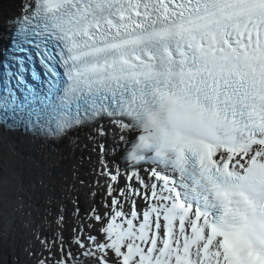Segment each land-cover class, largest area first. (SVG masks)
I'll use <instances>...</instances> for the list:
<instances>
[{
	"label": "bare ground",
	"instance_id": "bare-ground-1",
	"mask_svg": "<svg viewBox=\"0 0 264 264\" xmlns=\"http://www.w3.org/2000/svg\"><path fill=\"white\" fill-rule=\"evenodd\" d=\"M32 2L0 0V32L10 16ZM117 130L123 138L130 135L125 125L117 126ZM102 140L101 134L95 132L75 136L63 144H49L0 131V214L9 212L2 218L0 215V264H80L76 250L84 238L87 240V229L128 236L127 227L137 205L145 220L157 216L161 222L165 217L168 233L183 242L176 221L181 219L185 226L186 217L164 193L166 179L159 176L143 181L141 174L129 172L118 179L119 183L110 184L115 180L113 175L119 173L118 164L114 149H104ZM62 164L67 166L66 171L57 177L52 171ZM39 183L45 185L42 192L32 187ZM43 219H57L60 224L63 219L69 220L70 233L68 237L66 233L60 236L63 231L46 225L36 234L42 246L36 242L32 252L27 249L31 244L27 240L34 236L27 237V230L34 220L37 224L33 228L38 229ZM170 245L166 241L161 252L151 255L132 242L119 264L164 263Z\"/></svg>",
	"mask_w": 264,
	"mask_h": 264
},
{
	"label": "rangeland",
	"instance_id": "rangeland-1",
	"mask_svg": "<svg viewBox=\"0 0 264 264\" xmlns=\"http://www.w3.org/2000/svg\"><path fill=\"white\" fill-rule=\"evenodd\" d=\"M138 225H128V232L130 233V236L127 237H122V235H120V233H116V234H108V235H102L101 237V241L107 242V243H111L114 242V244L116 245L114 248V250H112L115 254L116 260L117 261H121V256H122V252L126 251L125 249H122V245H125V242H137L139 245H141V239H145L146 237H148L150 234V231H152V224L150 220H145V218H141L137 220ZM158 224V223H157ZM144 227V228H142ZM158 234V230L156 227V231H154L153 235H152V244L155 240V237ZM122 237V238H119ZM142 246V245H141ZM144 247V246H143ZM126 248V247H125ZM129 249V248H128ZM127 249V250H128ZM129 251V250H128ZM108 257H111L110 255H107ZM8 260V258H6ZM102 264H105V262L102 261Z\"/></svg>",
	"mask_w": 264,
	"mask_h": 264
}]
</instances>
